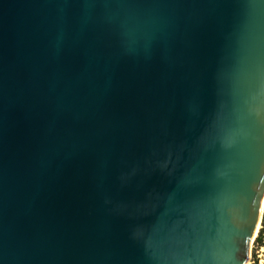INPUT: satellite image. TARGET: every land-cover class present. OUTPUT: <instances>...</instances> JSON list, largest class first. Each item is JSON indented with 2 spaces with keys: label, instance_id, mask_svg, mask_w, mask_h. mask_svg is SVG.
I'll list each match as a JSON object with an SVG mask.
<instances>
[{
  "label": "water",
  "instance_id": "water-1",
  "mask_svg": "<svg viewBox=\"0 0 264 264\" xmlns=\"http://www.w3.org/2000/svg\"><path fill=\"white\" fill-rule=\"evenodd\" d=\"M263 195L264 0H0V264H245Z\"/></svg>",
  "mask_w": 264,
  "mask_h": 264
},
{
  "label": "rangeland",
  "instance_id": "rangeland-1",
  "mask_svg": "<svg viewBox=\"0 0 264 264\" xmlns=\"http://www.w3.org/2000/svg\"><path fill=\"white\" fill-rule=\"evenodd\" d=\"M264 217V215H263ZM263 217L259 225V229L253 241L251 242L249 254L252 257L250 264H264V235L261 234L260 226H263ZM259 236L257 237V235ZM261 235V236H260ZM261 238L260 240L258 238ZM259 242V245L257 244Z\"/></svg>",
  "mask_w": 264,
  "mask_h": 264
},
{
  "label": "bare ground",
  "instance_id": "bare-ground-1",
  "mask_svg": "<svg viewBox=\"0 0 264 264\" xmlns=\"http://www.w3.org/2000/svg\"><path fill=\"white\" fill-rule=\"evenodd\" d=\"M262 211H264V195H263V198L261 199V213ZM257 230H258V227H257ZM250 261H251V256L249 254V256L247 257L245 261V264H250Z\"/></svg>",
  "mask_w": 264,
  "mask_h": 264
},
{
  "label": "trees",
  "instance_id": "trees-1",
  "mask_svg": "<svg viewBox=\"0 0 264 264\" xmlns=\"http://www.w3.org/2000/svg\"><path fill=\"white\" fill-rule=\"evenodd\" d=\"M263 232H264V217H263V228H262L261 234H263ZM258 239L260 240L261 238L259 237Z\"/></svg>",
  "mask_w": 264,
  "mask_h": 264
},
{
  "label": "built area",
  "instance_id": "built-area-1",
  "mask_svg": "<svg viewBox=\"0 0 264 264\" xmlns=\"http://www.w3.org/2000/svg\"><path fill=\"white\" fill-rule=\"evenodd\" d=\"M260 228H263V226H260ZM262 229H260L261 231ZM263 235H264V232H263ZM259 236V234L257 235V237ZM259 245V242L257 243ZM252 258V257H251Z\"/></svg>",
  "mask_w": 264,
  "mask_h": 264
}]
</instances>
